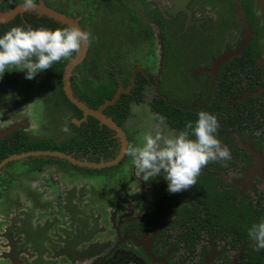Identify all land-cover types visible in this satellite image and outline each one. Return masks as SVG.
<instances>
[{
    "label": "flooded vegetation",
    "instance_id": "flooded-vegetation-1",
    "mask_svg": "<svg viewBox=\"0 0 264 264\" xmlns=\"http://www.w3.org/2000/svg\"><path fill=\"white\" fill-rule=\"evenodd\" d=\"M21 3L0 0V36L30 23L69 27L41 14L44 6L93 39L31 80L16 69L0 78V264H253L248 234L200 230L187 240L189 221L164 174L137 177L125 148L142 145L153 124L179 134L156 119V101L194 122L207 111L231 153L212 162L221 185L264 211V0H35L31 11ZM162 30L174 33L184 60H164ZM153 37L158 53L148 72L138 60ZM148 85V111L135 108ZM94 86L113 87L96 103Z\"/></svg>",
    "mask_w": 264,
    "mask_h": 264
},
{
    "label": "clouds",
    "instance_id": "clouds-1",
    "mask_svg": "<svg viewBox=\"0 0 264 264\" xmlns=\"http://www.w3.org/2000/svg\"><path fill=\"white\" fill-rule=\"evenodd\" d=\"M25 11L37 7L35 0H22L19 5ZM90 32L78 27L49 30L14 26L0 36V78L6 70L26 72V79H33L39 72L52 67L61 60H72L85 45L92 42ZM160 123L165 117L157 116ZM218 119L207 111H199L198 119L188 121L178 135L168 137L157 131L155 135L147 133L140 146L129 144L125 155L131 157L136 175L147 182L159 174H164L170 193L186 191L197 183V178L210 162L230 160L231 153L222 146L216 133ZM69 132L67 126L61 129ZM191 137H194L191 138ZM248 236L254 242L255 250L264 249V220L248 229Z\"/></svg>",
    "mask_w": 264,
    "mask_h": 264
},
{
    "label": "trees",
    "instance_id": "trees-1",
    "mask_svg": "<svg viewBox=\"0 0 264 264\" xmlns=\"http://www.w3.org/2000/svg\"><path fill=\"white\" fill-rule=\"evenodd\" d=\"M30 25L33 29L40 28L32 23ZM55 25V23L50 22L51 28H54ZM139 35L146 40L148 39L147 35ZM172 38H174V33H167V30L166 32L162 30V45L166 53L164 54V60L165 58L170 60L183 58L184 60L186 52L174 49ZM54 67L57 72L56 75H58L60 68ZM112 87L106 90V88L94 86L92 88V96L95 102H100L102 97H108L112 92ZM169 99L170 96L167 97V101ZM116 104L113 107H118L119 102ZM152 107L156 110L157 116L165 117L164 122L177 129L178 133L184 130L186 122L192 121L190 112L181 111L174 106L163 104L161 101H156ZM196 117L198 118V114ZM192 122L194 123V121ZM227 140L229 143V139ZM214 163H208L198 176L196 185L188 189L190 200L187 203L188 196L186 191L179 193H170L168 191L171 200L181 201L177 205V212L182 215V220L189 221L187 227L190 228V234L187 236V240L196 238L200 230L205 231L210 236L217 232H222L245 237L248 234V229L253 224L264 220L263 210L252 209L249 202L244 199L238 200L236 196L230 193L229 189L221 185V179L216 172V168H214L217 163ZM255 257V259H252L253 264H264V249L259 250Z\"/></svg>",
    "mask_w": 264,
    "mask_h": 264
},
{
    "label": "rangeland",
    "instance_id": "rangeland-1",
    "mask_svg": "<svg viewBox=\"0 0 264 264\" xmlns=\"http://www.w3.org/2000/svg\"><path fill=\"white\" fill-rule=\"evenodd\" d=\"M110 23L108 20H105V22L103 23V25L101 26V29L102 30H108L110 29ZM105 38H107V32H103L101 35L98 36V41L97 42H100V41H104ZM158 51V47H157V44L155 43V40H154V37H153V42L151 45H144L141 47V54L139 53V56L142 55L143 58H139V66L145 70H147L148 72H152L154 67H155V59H154V55H157V52ZM149 55V57L147 58V56ZM130 60L132 61L133 58L131 57L129 59V62ZM152 90H153V86H147V90H146V98H143V100L141 101V103L135 105V108H139V109H143V110H147V102H148V98L150 96H152ZM36 121V120H34ZM33 121V123H34ZM152 125V124H151ZM152 132H150L151 134L155 135L157 131H160L163 135L165 136H168V137H173L175 136L173 133V131L167 129L166 126H163V125H160V124H153L151 126V130ZM256 163H259L257 160H256ZM254 171H257V168H255L253 171L251 170L250 171V174H246L247 176L244 177V180L245 179H248L249 175H251V173H254ZM242 183V182H241ZM248 183V182H246ZM246 183L244 182L243 184H241V187L244 188L246 186ZM245 185V186H244Z\"/></svg>",
    "mask_w": 264,
    "mask_h": 264
},
{
    "label": "water",
    "instance_id": "water-1",
    "mask_svg": "<svg viewBox=\"0 0 264 264\" xmlns=\"http://www.w3.org/2000/svg\"><path fill=\"white\" fill-rule=\"evenodd\" d=\"M39 12H40L41 14L47 16V17H51L53 20L59 22L60 24H63V25L69 26V27H73V26L77 27V26L75 25V23L72 22L70 19H68V18H66L65 16H63V15H61V14H58V13H56V12H54V11H52V10H50V9H48V8H46V7H44V6H39ZM84 47H85V46H84ZM84 47H83V48H84ZM76 60H77V59H76ZM74 62H75V61H73L72 63H70V64L65 68L66 73L69 72V70L71 69V67H72V65H73ZM64 79H65V77L63 78L62 82H64ZM64 90H65V92H66V96H68V98H70L69 93H68V89H66L65 86H64ZM117 93H118V91H116L115 95L113 96V98H112L110 101H104L103 104L100 105V106L98 107V110L102 109L105 105H109V104L113 103V101L116 99V97H117V95H118ZM70 99H71V98H70ZM98 110H97V111H98ZM256 156H257V155H256ZM257 161L259 162V159H257ZM258 164H259V163H258ZM258 164L255 163V164H254V165H253V166H252V167L246 172V174H248V173L250 174V171H251V170L253 171V170L258 166ZM244 182H245V180L242 181L241 184H243Z\"/></svg>",
    "mask_w": 264,
    "mask_h": 264
}]
</instances>
